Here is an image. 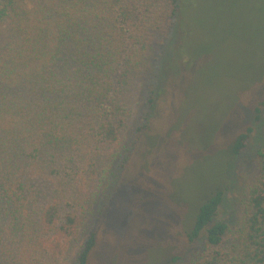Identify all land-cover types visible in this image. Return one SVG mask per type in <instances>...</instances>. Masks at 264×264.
Here are the masks:
<instances>
[{
    "label": "trees",
    "instance_id": "16d2710c",
    "mask_svg": "<svg viewBox=\"0 0 264 264\" xmlns=\"http://www.w3.org/2000/svg\"><path fill=\"white\" fill-rule=\"evenodd\" d=\"M186 8V0H0V264H57L78 240L85 216L66 199L77 163L96 177L95 169L110 167L122 150L115 187L133 190L144 162L137 152L173 80L159 79L149 92L142 123L125 147L128 88L172 33L162 72L171 53L183 50ZM263 108V101L254 112L249 104L250 126L234 137L225 160L246 147ZM257 156L239 221L230 227L216 220L222 182L193 204L182 245L166 264H264V152ZM99 230L87 234L74 264L98 262L108 236L102 223Z\"/></svg>",
    "mask_w": 264,
    "mask_h": 264
},
{
    "label": "rangeland",
    "instance_id": "374dc122",
    "mask_svg": "<svg viewBox=\"0 0 264 264\" xmlns=\"http://www.w3.org/2000/svg\"><path fill=\"white\" fill-rule=\"evenodd\" d=\"M186 2L183 50L171 53L162 72L172 33L151 55L148 71L133 78L128 88L132 118L125 147L142 123L149 92L159 79L173 80L166 85V96L157 103L155 118L137 152L144 155V162L141 173L134 175L136 184L133 190L115 187L125 155L122 150L110 167L95 169L96 177L86 163H77L76 174H70L75 183L66 199L70 210L84 214L85 223L78 240L57 264H74L80 244L91 230L99 232L101 223L108 236L96 264H166L182 245L178 239L192 222L193 204L222 182L224 198L216 220L233 227L241 217L246 189L260 163L257 151L264 152V110L258 122L251 123L246 147L233 160L225 158L234 137L250 126L244 115L248 110L252 117L249 104L253 111L264 102V9L259 11L258 3L262 1ZM229 20L235 22L232 27ZM200 246L188 249L187 256Z\"/></svg>",
    "mask_w": 264,
    "mask_h": 264
}]
</instances>
